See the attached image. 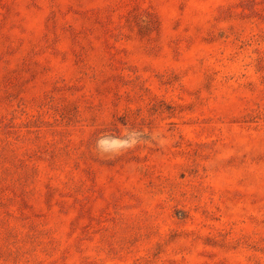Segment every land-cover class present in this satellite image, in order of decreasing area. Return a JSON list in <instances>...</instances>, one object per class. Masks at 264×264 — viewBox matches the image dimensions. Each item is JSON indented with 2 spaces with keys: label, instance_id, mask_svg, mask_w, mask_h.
<instances>
[{
  "label": "rangeland",
  "instance_id": "1",
  "mask_svg": "<svg viewBox=\"0 0 264 264\" xmlns=\"http://www.w3.org/2000/svg\"><path fill=\"white\" fill-rule=\"evenodd\" d=\"M0 264H264V0H0Z\"/></svg>",
  "mask_w": 264,
  "mask_h": 264
},
{
  "label": "clouds",
  "instance_id": "2",
  "mask_svg": "<svg viewBox=\"0 0 264 264\" xmlns=\"http://www.w3.org/2000/svg\"><path fill=\"white\" fill-rule=\"evenodd\" d=\"M118 146H125V145H122L120 142L113 140L109 137L100 138L97 141V147L101 151H111V150L116 149ZM127 146H130V145H127Z\"/></svg>",
  "mask_w": 264,
  "mask_h": 264
}]
</instances>
